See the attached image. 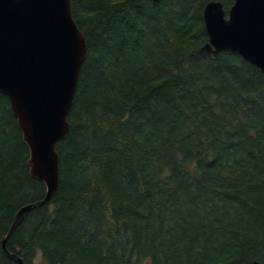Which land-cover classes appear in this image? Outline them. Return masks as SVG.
Wrapping results in <instances>:
<instances>
[{
    "label": "trees",
    "instance_id": "obj_1",
    "mask_svg": "<svg viewBox=\"0 0 264 264\" xmlns=\"http://www.w3.org/2000/svg\"><path fill=\"white\" fill-rule=\"evenodd\" d=\"M208 1L72 0L89 53L59 188L6 240L25 264L264 262V73L202 49ZM29 157L0 92V264L46 195Z\"/></svg>",
    "mask_w": 264,
    "mask_h": 264
},
{
    "label": "water",
    "instance_id": "obj_2",
    "mask_svg": "<svg viewBox=\"0 0 264 264\" xmlns=\"http://www.w3.org/2000/svg\"><path fill=\"white\" fill-rule=\"evenodd\" d=\"M204 21L205 52L237 51L264 73V0H235L228 11L221 0H210ZM88 53L72 0H0V92L9 98L29 147L30 173L47 189L44 198L20 208L3 239L6 254L20 264L24 259L8 250L6 240L28 211L49 202L59 188L57 144L71 130L69 114Z\"/></svg>",
    "mask_w": 264,
    "mask_h": 264
},
{
    "label": "rangeland",
    "instance_id": "obj_3",
    "mask_svg": "<svg viewBox=\"0 0 264 264\" xmlns=\"http://www.w3.org/2000/svg\"><path fill=\"white\" fill-rule=\"evenodd\" d=\"M43 182V181H42Z\"/></svg>",
    "mask_w": 264,
    "mask_h": 264
}]
</instances>
